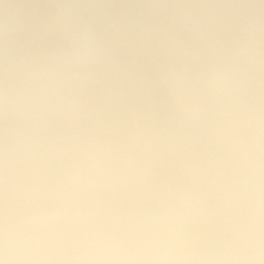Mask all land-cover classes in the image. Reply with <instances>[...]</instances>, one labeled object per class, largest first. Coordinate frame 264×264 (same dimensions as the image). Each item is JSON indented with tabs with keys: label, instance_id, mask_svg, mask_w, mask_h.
<instances>
[{
	"label": "clouds",
	"instance_id": "1",
	"mask_svg": "<svg viewBox=\"0 0 264 264\" xmlns=\"http://www.w3.org/2000/svg\"><path fill=\"white\" fill-rule=\"evenodd\" d=\"M0 264H264V0H0Z\"/></svg>",
	"mask_w": 264,
	"mask_h": 264
}]
</instances>
